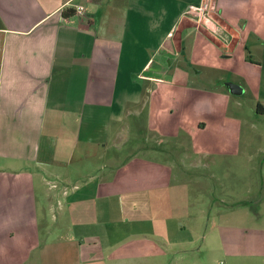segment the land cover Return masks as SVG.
<instances>
[{"label": "crops", "instance_id": "obj_1", "mask_svg": "<svg viewBox=\"0 0 264 264\" xmlns=\"http://www.w3.org/2000/svg\"><path fill=\"white\" fill-rule=\"evenodd\" d=\"M235 58L263 74L264 0H0V264H202L201 233L264 259V210L214 211L210 233L177 179L206 156L231 187L217 175L243 145L227 103L201 118L166 74Z\"/></svg>", "mask_w": 264, "mask_h": 264}, {"label": "rangeland", "instance_id": "obj_2", "mask_svg": "<svg viewBox=\"0 0 264 264\" xmlns=\"http://www.w3.org/2000/svg\"><path fill=\"white\" fill-rule=\"evenodd\" d=\"M238 61L235 58L229 64L231 70L234 71L230 74L223 72V63L221 62L211 63L212 68H199L187 63V61L183 64L175 63L166 74V87H178L192 91L193 100L191 103L201 118L208 119L214 108L215 114H217L218 105L227 103L230 106L227 108L226 117L229 134L236 136L241 133L242 155L230 158L229 164H225V166L230 167L229 174L219 172L220 174L217 175L219 178L224 177V182L229 181L230 185L232 184L231 187L218 184L215 179L209 178L206 170V156L195 157L199 166L197 170L188 169L186 174L177 177L185 183H183V194L188 201L185 207L187 214L192 217L202 216L203 227L209 228L210 233H215L212 227L214 224L215 227L220 226V220L222 221L228 213L225 212L224 216L219 218L217 217L218 213H214V211L234 210L232 214H241L244 211L243 208H247L248 213L256 214L255 217H257L255 212L264 210V114L256 112L255 102L257 85L264 95V72L263 74H239L243 71V64ZM191 69L194 70V74L189 71ZM184 70L189 71V73L182 74L180 72ZM262 70H264V62ZM228 83L239 86L244 92L240 95L229 94L226 88ZM147 84L145 83V85ZM194 94H197V97ZM261 103L264 105V102ZM174 144L178 145L179 143ZM186 147L188 148V146ZM176 148L174 152L179 158V164L176 165L175 161L173 162L176 167L189 164L190 159L185 156L189 154L188 151L179 146ZM211 166H213L212 168L223 166L222 159H215ZM240 199H246L247 204H242L244 202L240 205L236 204ZM252 199L254 201L250 203ZM220 201L226 205L221 206ZM200 227L202 228L201 224ZM211 236L207 234L206 239H202L201 233L200 239L195 244L199 263L264 264L262 258L224 253L219 249L222 246L219 244L220 239L214 235ZM249 245L254 246L253 244Z\"/></svg>", "mask_w": 264, "mask_h": 264}, {"label": "built area", "instance_id": "obj_3", "mask_svg": "<svg viewBox=\"0 0 264 264\" xmlns=\"http://www.w3.org/2000/svg\"><path fill=\"white\" fill-rule=\"evenodd\" d=\"M82 10H83L82 7H78L77 8V12L78 13H81ZM206 10H207V5L206 4L203 5V6H199V7H192L190 9L191 15L196 16V17H202L204 15V13L206 12Z\"/></svg>", "mask_w": 264, "mask_h": 264}, {"label": "water", "instance_id": "obj_4", "mask_svg": "<svg viewBox=\"0 0 264 264\" xmlns=\"http://www.w3.org/2000/svg\"><path fill=\"white\" fill-rule=\"evenodd\" d=\"M226 88L228 89L229 93L232 95H240L243 92V90L239 86L232 83L226 84Z\"/></svg>", "mask_w": 264, "mask_h": 264}, {"label": "trees", "instance_id": "obj_5", "mask_svg": "<svg viewBox=\"0 0 264 264\" xmlns=\"http://www.w3.org/2000/svg\"><path fill=\"white\" fill-rule=\"evenodd\" d=\"M64 16H66L65 13H64ZM256 112H257L258 114H264V110H262V108H261L260 105H257V107H256Z\"/></svg>", "mask_w": 264, "mask_h": 264}]
</instances>
